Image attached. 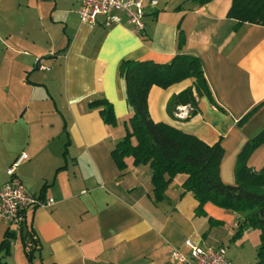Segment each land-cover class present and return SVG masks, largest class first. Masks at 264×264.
<instances>
[{
  "label": "crops",
  "instance_id": "crops-1",
  "mask_svg": "<svg viewBox=\"0 0 264 264\" xmlns=\"http://www.w3.org/2000/svg\"><path fill=\"white\" fill-rule=\"evenodd\" d=\"M66 1V0H63ZM50 12L46 23L47 4ZM60 0H0V186L7 167L23 151L29 154L17 169L26 189L52 197L51 206H33L24 227H33L40 249L29 260L20 230L0 225V243L16 232L8 264H182L171 257L175 247L189 252L186 240L200 246L227 248L234 264H255L258 229H247L232 240L240 215L206 203L198 215V200L178 173L156 201L150 164L120 169L112 150L125 135L132 115L120 75L125 59L167 62L179 51V24L186 34L182 51L198 55L215 101L203 94L199 112L179 106L172 117L173 94L193 85L187 78L167 88L153 85L149 111L224 147L220 174L236 182L237 158L245 144L264 128V25L245 23L238 29L227 16L232 0H158L146 6V28L137 31L121 14L120 23L105 26L81 20V0H67L61 18ZM60 33L56 35L57 26ZM105 96L114 105L116 126L107 125L99 108L89 102ZM250 117L240 122L248 113ZM134 143L136 139H133ZM264 144L249 159L260 169ZM211 218L224 224L212 223ZM260 237V236H259ZM245 238V239H244ZM253 238L255 248L245 249ZM252 242V241H251ZM237 254H230V245Z\"/></svg>",
  "mask_w": 264,
  "mask_h": 264
},
{
  "label": "trees",
  "instance_id": "trees-1",
  "mask_svg": "<svg viewBox=\"0 0 264 264\" xmlns=\"http://www.w3.org/2000/svg\"><path fill=\"white\" fill-rule=\"evenodd\" d=\"M204 5L211 0H194ZM227 16L235 21L238 29L245 23L264 25V0H232ZM186 34L179 24V51L167 62L154 60L125 59L120 66V75L126 87V100L132 110L131 117L124 122L125 135L112 150L113 158L122 170L132 157L134 165L150 164L156 201L166 197V190L178 173L187 174L183 184L191 191L199 204L198 215H206L205 205L211 202L240 215L232 240L241 238L247 229L260 230V243L256 250L255 264H264V166L255 169L249 165L254 151L264 144V128L251 138L238 155L234 184L226 183L220 174L224 147L218 141L208 144L198 136L166 122H156L149 111L148 95L153 85L167 88L187 78H194L193 85L173 94L168 102L172 117L179 113L181 105L189 109L186 119L199 112V97L206 94L215 103L208 85L201 59L198 55L182 51ZM216 104V103H215ZM90 108H99L104 122L116 126L118 119L114 105L105 96L89 102ZM251 115L248 113L240 122ZM136 139L134 143L133 139ZM41 196H44L41 194ZM212 223L224 224L211 218ZM22 241L29 260L39 250L40 241L33 227L20 228ZM16 232H8L0 243V252L11 253ZM0 264H8L0 257Z\"/></svg>",
  "mask_w": 264,
  "mask_h": 264
},
{
  "label": "built area",
  "instance_id": "built-area-1",
  "mask_svg": "<svg viewBox=\"0 0 264 264\" xmlns=\"http://www.w3.org/2000/svg\"><path fill=\"white\" fill-rule=\"evenodd\" d=\"M148 0H81L79 14L82 21L97 25L111 26L120 23L121 14L125 15L127 23L137 31L146 28L145 15ZM151 5H157L158 0H149ZM186 106H183L185 108ZM179 116L183 112L177 113ZM29 158L25 151L21 152L7 167L5 173L9 179L0 186V225L13 224L18 231L27 221V211L33 206H51L52 197L30 193L17 175L18 167ZM189 252H183L175 247L171 257L182 264H234L227 256V248L220 246H200L187 239Z\"/></svg>",
  "mask_w": 264,
  "mask_h": 264
},
{
  "label": "rangeland",
  "instance_id": "rangeland-1",
  "mask_svg": "<svg viewBox=\"0 0 264 264\" xmlns=\"http://www.w3.org/2000/svg\"><path fill=\"white\" fill-rule=\"evenodd\" d=\"M65 2H67V0H66V1L60 0L59 7H58V11H57L56 13L53 12L52 15H54V16L57 17V18H61V16H62L63 14H61L60 11H62V13H64V11H63V7L66 6ZM53 6H54V4H51V3H50V4H47L46 23H47V28H48V29H49V25H51V22H50V20H51V18H50V12H51V9L53 8ZM5 13H6V12L2 13V16H3V17H0V20L2 19L3 23L5 22V19H6V16H5L6 14H5ZM55 29H57V30H55V31H56V35H58V34L60 33L61 26L58 25L57 28H55ZM262 149H264V147H263ZM260 151H261V153H262V151H264V150H260ZM261 166H264V164L262 163V160H261ZM259 236H260V234H259L257 237H255V240H258V242L260 243V237H259ZM244 239H245V238H244ZM251 241H252V242H251ZM252 244H253V246H254V248H255L253 238H249V244L246 242L245 249L250 250L251 248H250L249 246L252 245ZM234 247H235V246H234L233 244L230 245L229 253H230L231 255H232V254H237V253L235 252V250H233Z\"/></svg>",
  "mask_w": 264,
  "mask_h": 264
}]
</instances>
